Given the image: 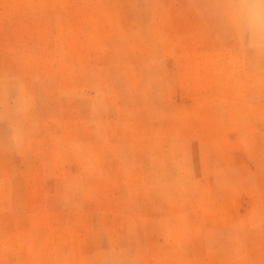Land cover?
Instances as JSON below:
<instances>
[{
    "label": "rangeland",
    "instance_id": "rangeland-1",
    "mask_svg": "<svg viewBox=\"0 0 264 264\" xmlns=\"http://www.w3.org/2000/svg\"><path fill=\"white\" fill-rule=\"evenodd\" d=\"M216 0H0V264H264V58Z\"/></svg>",
    "mask_w": 264,
    "mask_h": 264
},
{
    "label": "clouds",
    "instance_id": "clouds-1",
    "mask_svg": "<svg viewBox=\"0 0 264 264\" xmlns=\"http://www.w3.org/2000/svg\"><path fill=\"white\" fill-rule=\"evenodd\" d=\"M216 17L239 52L264 58V0H216Z\"/></svg>",
    "mask_w": 264,
    "mask_h": 264
}]
</instances>
